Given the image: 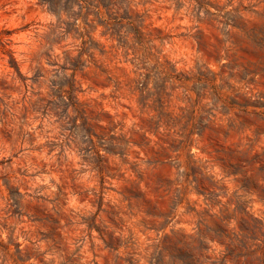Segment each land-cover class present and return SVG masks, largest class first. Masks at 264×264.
<instances>
[{"label": "rangeland", "instance_id": "1", "mask_svg": "<svg viewBox=\"0 0 264 264\" xmlns=\"http://www.w3.org/2000/svg\"><path fill=\"white\" fill-rule=\"evenodd\" d=\"M191 2L0 0V166H11L25 180L17 187L12 174L0 176L11 198L7 211L0 208V221L5 217L20 221L34 240L52 249L53 264H90L98 246L92 239L83 249L71 232L58 230L54 216L41 223L36 211L28 219L25 208H35L26 203L31 195L28 188L39 175L48 174L49 161L60 155L58 147L75 162V154L65 145L69 139L83 144L86 136L102 140L101 151L113 161L110 167L115 174L97 182L101 206L105 197L124 209L130 207L129 201H142L141 223L152 218L143 231L133 225L139 245L132 254L121 255L118 264H198L200 254L213 245L224 248L219 264H229L234 255L264 236L259 228L264 225L260 183L264 171L249 167L264 158V123L241 114L261 105L238 101L242 92L228 89L226 93L215 83L225 72L240 82L245 72H264V24L248 28L228 13L219 21L241 26L244 35L231 34L232 43L237 49L245 45L255 61L242 57L245 72L234 73L218 63L222 47L218 23L200 17L198 11L205 4L218 11L222 6L195 0V15L185 23L186 17L177 14ZM95 55L101 58L100 71L90 79L84 72L85 60L92 63ZM113 79L120 84L115 93L105 84ZM77 84L78 95L99 94L106 124L82 121L78 127L77 117L57 103L59 93ZM210 136L217 137L211 155L196 146ZM31 167L38 171H24ZM181 167L186 169L183 183L177 175ZM145 177L155 191H144ZM83 180L90 183L86 175ZM3 196L0 189V200ZM158 196L165 198L178 234L164 233L158 244L145 245L152 238L149 234L158 231L154 225L159 217L152 205ZM98 216L86 221L89 234L96 238L101 233L95 224ZM117 216L115 207L105 214L113 226ZM104 235L107 240L102 243L111 260L122 241L114 231Z\"/></svg>", "mask_w": 264, "mask_h": 264}, {"label": "clouds", "instance_id": "2", "mask_svg": "<svg viewBox=\"0 0 264 264\" xmlns=\"http://www.w3.org/2000/svg\"><path fill=\"white\" fill-rule=\"evenodd\" d=\"M212 3H218L222 8L218 11L217 8L209 7L208 4H205L198 11L200 17L206 20L212 19L214 23H218L217 33L221 35L222 40L218 63L225 65L231 72H245V60L242 57L253 59V62H255L254 58L248 56L245 45H240L239 49H237L233 45L231 38V34H235V38L244 35L241 26L239 25L235 28L231 24L225 26L219 21L224 18L225 13H228L238 18L248 28H251L254 24H264V0H212ZM194 7H196L195 0H192L191 3H185L184 8L177 15L186 17L184 22L187 23V19L195 15L192 12ZM89 51L91 52V50ZM85 63L84 72L89 74L90 79H96L100 71L101 58L95 55L92 63L87 58ZM28 74L30 75V73ZM215 83L220 85L226 93L228 89L235 93L242 92L243 96H236L238 101L260 104L259 108L249 109L246 113L241 112V114L249 116L257 124L264 123V72H245V80L243 82L230 78L229 73L225 72L223 77L218 78ZM105 84L108 86V91L112 93H115L116 89L120 87L119 82L115 79L110 82L105 81ZM149 88H151V85H149ZM79 93V84L74 89L66 88L64 92L59 93L60 99L57 103L61 106H67L69 114L77 117L75 123L78 127L83 126L82 121H86L90 125L106 124L107 122L102 119L104 109L99 103V94L95 98H89L84 94L78 95ZM49 98L56 100V97ZM89 99L91 103L88 102ZM253 127H255V124ZM216 139L217 137L210 136L207 141L198 142L196 146L201 151H206L211 155L212 147L216 146ZM219 139L223 143V139ZM248 143L250 144L252 141L250 140ZM65 147L75 154V162L61 148L58 147L56 149L60 155L54 156L49 161L48 174L39 175L28 188V192L31 195L26 203L35 205V208H25L26 217L33 219L36 211L41 214V223H45L49 216L56 217L59 221L58 230H63L65 234L71 232L76 238V244L81 245L83 249H87L91 240L95 239V244L98 247L93 249L95 255L90 256V264H118L121 255L132 254L139 245L137 235L133 234V225L135 224V228L143 231L145 230L144 224H147L152 218H144L143 224L141 223L140 217L143 216L145 208L142 201H129L130 207L124 209L105 197L101 206L97 182L106 180L107 177L115 174L110 167L113 161L108 159L109 154L101 151L104 147L102 140L86 136L84 143L81 144L79 140L73 142V140L69 139ZM257 161L251 162L249 167L254 171H264V158H257ZM24 171L32 173L37 172L38 169L31 167L25 168ZM52 172H56L57 176H52ZM6 174L13 175V180L16 181L17 187H21L25 183L22 177H17L13 173L11 166H0V176H6ZM83 175H86L90 183H84ZM177 175L183 183L186 169L181 167ZM145 181L148 182V188H145L144 191H155V186L148 181L147 177H145ZM188 181L190 183L194 182L191 177H188ZM260 183L264 187V180H261ZM141 187L143 188V185ZM57 188L60 191H57ZM0 189H4L3 199L0 200V208H4L7 211L11 198L7 195L5 179L3 178H0ZM70 195L71 198L69 199ZM78 200L83 201V203H77ZM164 201L165 198L163 196H158L157 199L152 200L155 214L159 217V220L154 225L158 231L149 234L152 238L144 241L145 245L158 244L160 237L164 233H168V235L178 234L176 230L179 226L176 220L168 215L170 209ZM249 201L251 202V198H249ZM114 207L118 212L115 226L110 225L105 218V214L110 213ZM249 211H251V208H249ZM97 213H99V216L95 219V224L101 230L100 238H96L95 233L89 234V225L86 222L90 221ZM137 213L140 216H137ZM133 217H136L135 221H133ZM259 228L260 232L264 233V225H259ZM169 229L172 231L170 232ZM44 230L46 231L47 229L45 228ZM113 231L115 235L121 238L123 246L119 253L113 252L111 254L112 258L109 260L108 250L104 247L102 241L107 240L104 235L105 232ZM236 235H239L238 231H236ZM262 241H264V236L256 239L246 249L234 255L229 264H264V243ZM224 243L227 244L228 241H224ZM209 255H211V259L208 258ZM223 255L224 248L213 245L208 253L200 254L198 264H219V258ZM54 259L52 249L47 244L34 240L31 230L25 229L20 221H10L7 217L0 221V264H53ZM57 264H59L58 261Z\"/></svg>", "mask_w": 264, "mask_h": 264}]
</instances>
